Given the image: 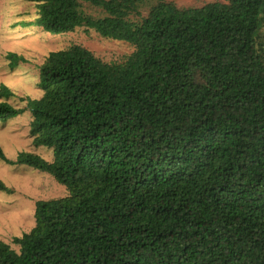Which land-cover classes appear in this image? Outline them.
Wrapping results in <instances>:
<instances>
[{
    "label": "trees",
    "instance_id": "trees-1",
    "mask_svg": "<svg viewBox=\"0 0 264 264\" xmlns=\"http://www.w3.org/2000/svg\"><path fill=\"white\" fill-rule=\"evenodd\" d=\"M32 1L28 25L134 50L51 51L24 108L0 86V119L30 111L32 144L54 152L0 159L67 190L36 202L17 249L0 240V264H264V0Z\"/></svg>",
    "mask_w": 264,
    "mask_h": 264
},
{
    "label": "rangeland",
    "instance_id": "rangeland-1",
    "mask_svg": "<svg viewBox=\"0 0 264 264\" xmlns=\"http://www.w3.org/2000/svg\"><path fill=\"white\" fill-rule=\"evenodd\" d=\"M179 7H201L207 3L224 0H172ZM37 17L36 4L32 0H0V86L7 85L16 97L9 101L24 108L20 97L40 98L39 66L51 51L80 44L107 62L121 61L134 47L121 40L101 36L94 29L78 27L60 34L45 32L42 28L26 23ZM9 52L25 57L11 68ZM0 100H2L0 98ZM32 116L26 110L17 117L0 119V145L7 158L16 160L21 151L39 154L53 161L54 152L46 146H34L30 135ZM0 180L11 193L0 190V240L13 244L15 236L29 232L35 226V207L38 200L59 198L67 194L66 187L55 178L25 164H8L0 159Z\"/></svg>",
    "mask_w": 264,
    "mask_h": 264
}]
</instances>
